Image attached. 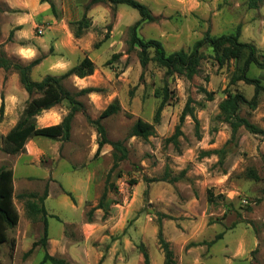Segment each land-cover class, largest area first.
Returning a JSON list of instances; mask_svg holds the SVG:
<instances>
[{"label":"rangeland","instance_id":"374dc122","mask_svg":"<svg viewBox=\"0 0 264 264\" xmlns=\"http://www.w3.org/2000/svg\"><path fill=\"white\" fill-rule=\"evenodd\" d=\"M137 1L145 4L157 18L153 23H143L138 35L145 40H159L167 53L189 50L207 31L211 36L218 37L233 33L241 25L240 41L255 45L258 60L264 62V0L257 8H250L249 0ZM104 4L111 7L112 19L115 18L119 5ZM122 7L126 9L124 24H130L121 37L122 51L113 60V55L107 56V45L98 51L100 59L107 56L103 64L106 73L95 76L97 80L91 88L97 91L76 96L82 107L74 113L69 140L38 137V143L44 145L46 154L32 162L34 167L19 165L17 169L14 204L21 211L22 220L8 230L9 234L13 230L14 235L0 245V264L14 263L17 248L21 252L17 264L26 263V245L23 243L18 247V231V234H24L30 226L33 234L40 233L39 238L42 236V222L32 221L26 216L25 200L18 199V195L36 193L41 196L47 186L49 193L52 177L25 182L20 180V175L33 173L47 176L45 168L52 165L57 156L53 153L55 141L60 144L59 152L65 164L91 168L88 171L93 175L90 186L92 200L87 203L86 217L93 210V214H100V221L111 218L112 222L110 227L100 231L101 238L95 243L102 251L107 248V240L116 238V234H111L112 226L119 222L120 226L132 228L136 219L142 217L148 239L151 238L150 230L154 229L156 242L160 222L185 232L189 236L188 243H184L185 240L172 229L167 230L176 241V249L180 248L177 242L182 241L181 254H193L196 259H201L195 263L192 255L191 264H264V134L251 133L241 127L233 136L231 127L218 118L219 103L226 98L227 92L241 93L248 99L255 93L254 85L234 80L241 71L244 57L219 64L212 47L206 45L201 49L198 74L191 80L178 74L166 77V69L155 62H150L143 71L138 59L139 49L129 50L128 44L129 28L139 20V13L126 5ZM98 43L94 46H101L103 41ZM2 51L0 45V53ZM150 56H154L153 50H150ZM2 69L0 96H5L8 87L13 90L10 79L14 71L5 72ZM247 76L257 79L264 87V68L252 64ZM33 79L36 81L37 77ZM17 83L20 86L19 81ZM64 84L71 93L79 92L71 80H66ZM165 88L169 93V103L162 111L161 122L155 124L154 115ZM203 90L213 92V100H208ZM189 99L199 121L198 128L190 116L180 123V116ZM112 102L117 103L119 111L104 118L101 123L107 138L122 141L128 155L111 172L106 198L102 208L97 210L94 208L104 192L114 157L111 145H105L98 152L101 137L88 118L98 119ZM61 107L67 109V115L71 111L67 102L61 103ZM240 114L264 130V91L259 93L256 108L243 106ZM138 119L154 125L155 133L147 140L129 137ZM15 124L0 114V168L12 169L21 154H9L2 149L5 135ZM180 124L182 135L178 137L176 146L168 139ZM249 168L256 170L259 180L245 175ZM57 175L61 177L62 174L58 172ZM62 182L67 189L75 187V178H62ZM63 192L65 190L60 184L52 188L53 197L47 203L48 208L65 218L77 219L80 213L72 212L69 207L72 198ZM66 230L68 234L73 232L71 226ZM102 234L110 236V239L102 241ZM219 234L222 237L208 245ZM190 243L202 244L188 247ZM135 244L140 245V250L146 245L144 241ZM147 244L156 256L153 241L147 240ZM140 250L137 248V251ZM176 257L174 254L175 263ZM26 264L38 263L31 260Z\"/></svg>","mask_w":264,"mask_h":264},{"label":"crops","instance_id":"0c3cea01","mask_svg":"<svg viewBox=\"0 0 264 264\" xmlns=\"http://www.w3.org/2000/svg\"><path fill=\"white\" fill-rule=\"evenodd\" d=\"M90 2L91 0H53L55 6V13H53L50 3L42 0H0V45L6 56L10 60L22 64H29L40 58V62L31 71L32 80L35 81L33 77L36 76L37 82L48 75L61 76L79 64L85 57H88L94 63V73L84 78L72 75L67 80L74 82V86L79 91L91 88L95 85L94 81L97 80L95 76L98 73H106L103 67L106 57L122 51L120 42H122L123 38L121 37L124 36V29L128 28L130 24H124L126 9L122 5H119L115 18L112 19V10L109 5L97 3L86 10L85 8ZM84 15L90 21V25L83 30V34L80 37H76L75 31L77 28L73 24L82 20ZM108 26L110 27L108 28ZM38 28H42L43 32L41 34L38 33ZM101 41H103L101 46H94ZM105 45L108 46L107 56L100 59L98 51ZM97 60H99V63ZM17 81H19V76L14 72L10 79V83L14 85L13 90L8 87L5 96L3 95L5 106L3 114L15 123L18 122L29 100L28 93L22 87L20 81V86ZM0 97L1 106L2 95ZM66 115L67 109L61 107V104L56 105L42 111L37 117V125L39 127H47L60 124ZM37 138L31 139L26 144L27 151L18 155L16 162L12 166L15 187L17 186L16 172L19 165L34 167L32 162L40 160L41 156L46 154L44 145H40ZM59 145L55 141L53 146L55 151L53 153H56L57 156L54 158L55 162L45 168L48 171L47 176H38L33 173L20 175V180L25 182L31 179H50L52 177V180L49 181V193L45 200V207L49 215L48 253L51 256L66 260L69 264H145L140 245L137 246L135 244L136 242L141 243V241H144L146 244L144 249L148 254L149 264H164L165 255L158 244V240L156 242L155 231H153L154 229L150 230L149 237L151 238L148 239L142 217L136 219L132 228L127 229L125 226H120L119 222L116 226H112L111 234H116L114 235L116 238L107 240V248L104 251L95 244L101 238L100 231L104 227L108 228L112 225L111 218L102 222L99 220L100 214L95 212L92 218L88 220L85 210L87 203L92 200L90 197V194H92L90 186L93 175L88 171L91 168L88 166L75 168L67 163L65 164L59 152ZM58 172L62 174L61 177L57 175ZM66 177L75 178L74 189L64 187L62 178ZM59 184L66 192H71L73 197H75L74 201L71 200L69 203V207L73 213H80L77 219L73 217L65 218L57 211H50L48 208L47 203L53 197L52 188ZM63 194L65 195V192ZM17 211L19 222H21V211L19 209ZM68 226L73 228V232L69 234L66 230ZM28 227L24 234H21V232L18 234L19 231L16 229L18 231L16 235L17 245L19 247L20 244L24 243L27 249L24 252L32 248L33 243L39 239L40 234H33L34 230L30 226ZM162 227L166 241L170 243V247H172L174 254L177 256L176 264H191L190 258L193 254H181L182 241L177 242L180 248L179 250L176 249V241H174V238L167 230L172 229V231L178 233L181 239L185 240L184 243H188L189 236L182 230L165 224V222ZM12 231H10V234L8 232V239H10V235H14ZM103 234L101 235L102 241L110 239V236ZM147 240L153 241L156 256L150 252ZM137 248L140 251H137ZM20 253L17 248L15 261L12 264H17V258L21 255ZM42 257L43 250L40 246H37L33 254L27 257L26 263L32 260L39 264ZM126 258L127 260H125ZM193 258L195 263L201 261V259H196L195 256Z\"/></svg>","mask_w":264,"mask_h":264},{"label":"trees","instance_id":"16d2710c","mask_svg":"<svg viewBox=\"0 0 264 264\" xmlns=\"http://www.w3.org/2000/svg\"><path fill=\"white\" fill-rule=\"evenodd\" d=\"M49 2L52 12L55 13V6L53 0H42ZM262 0H249L250 8H257ZM97 3H110L113 6L126 5L135 9L139 13V20L129 28V50L138 48V59L143 71L147 68L150 62H155L158 66L166 69L165 76H171L178 74L185 77L188 80L193 79L198 74L200 62L202 60L201 49L206 45L212 47L215 57L219 64H223L225 61L232 58L244 57V63L238 76L234 78L235 81H244L247 84L255 86V93L251 99L246 98L241 93H226V98L219 103L218 118L221 122L227 123L232 130L233 136L238 132L241 127H245L248 131L255 134H264V130L251 123L246 117L241 116L240 112L243 106H247L250 109L256 108L258 104V96L261 91H264V87L259 83L257 79H252L247 76L250 66L255 64L260 68H264V62H260L257 57V48L251 43H245L240 41L242 26L238 25L236 30L230 34H224L218 37H213L209 34V31L204 37L196 41L193 46L185 51L183 49L172 53H167L162 42L155 39L145 40L138 35V29L143 23H153L157 18L152 14L150 9L143 3L137 0H91L86 6L88 10L93 4ZM1 12V8H0ZM90 25V21L86 15L79 22L73 24L77 29L75 36L80 37L83 34V30L87 29ZM98 45V44H97ZM128 50V51H129ZM150 50L154 51V56H150ZM120 54H114L112 60L119 57ZM40 62V58L32 61L29 64H22L17 61L10 60L4 51L0 53V68L7 71H14L19 76V81L22 87L29 95L26 107L23 110L18 122L15 126L5 135L3 139V151L9 154H17L26 151V144L35 137H45L51 140L61 139L67 141L71 135V125L74 119V113L82 107V103L76 100V96L85 95L94 91L96 88L82 89L76 94L70 92L66 88L64 82L72 75H76L80 78L90 76L94 73V63L88 57H85L79 64L69 69L61 76H46L41 81H33L31 78V71ZM111 60L108 62L110 63ZM208 100H213V92L203 90ZM2 95V104L0 106V114L4 113V100ZM63 102H67L71 111L63 119L60 124L51 125L47 127H39L37 125V117L44 110H48ZM191 99L186 103L182 114L180 116V123H183L187 116H190L198 128L199 121L196 117L193 108L190 105ZM169 103V93L165 88L162 94L159 106L156 109L154 115V123L159 124L162 118V111ZM117 103L112 102L106 109L102 111L99 118L92 120L88 118V121L96 127L101 139L98 142V152L105 146L111 145L113 148L114 164L107 174L106 186L104 192L94 209L102 208L103 201L107 195V185L111 177V172L118 167L119 162L126 159L128 150L124 146L122 141H110L107 138V132L101 121L104 118L110 117L119 111ZM155 133L154 125L146 122L142 119H138L132 126L129 137H140L147 140ZM182 135L181 124L175 129V133L168 141L174 142L177 146V139ZM209 154L210 152H205ZM264 161V157H263ZM245 175L253 180H259V175L255 169L249 168ZM65 194L72 198L74 197L71 192ZM48 196V186L45 188L44 193L39 196L36 193H21L18 195V199L25 200L26 216L32 221L40 220L42 222V236L33 243L32 248L24 254V258L29 257L37 246L43 248V257L39 264H69L62 258L51 256L48 253V212L45 207V200ZM93 210L88 212V220L92 218ZM167 217V216H162ZM161 219V218H160ZM172 219V218H171ZM19 222V214L14 204V173L13 170L7 167L0 168V245L8 239V230L13 229ZM222 234L216 236L214 241L208 243L213 244L217 239H220ZM158 244L165 255L164 264H176L174 259V252L170 247V244L166 241L163 235V227L161 222L158 225L157 234ZM190 243L188 247L201 245ZM144 255L145 264H149V257L144 248L141 249Z\"/></svg>","mask_w":264,"mask_h":264},{"label":"built area","instance_id":"2783aa9c","mask_svg":"<svg viewBox=\"0 0 264 264\" xmlns=\"http://www.w3.org/2000/svg\"><path fill=\"white\" fill-rule=\"evenodd\" d=\"M42 32V28H38V33L41 34Z\"/></svg>","mask_w":264,"mask_h":264}]
</instances>
